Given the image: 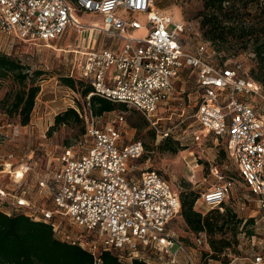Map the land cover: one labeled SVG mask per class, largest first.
Segmentation results:
<instances>
[{"label": "built area", "instance_id": "obj_1", "mask_svg": "<svg viewBox=\"0 0 264 264\" xmlns=\"http://www.w3.org/2000/svg\"><path fill=\"white\" fill-rule=\"evenodd\" d=\"M75 12L99 22L85 24ZM139 15H145L144 24ZM143 30V37H135ZM69 31L79 40L63 51L72 56L64 77L93 89L85 98L86 108H72L84 121V135L45 161H35L32 153L19 160L13 153L0 159V213L50 226L56 239L88 252L93 264H103V253L122 264H197V248L207 247L205 234L194 236L195 247L180 240L171 227L180 211L179 197L154 171L135 176L132 170L128 177L130 165L144 153L143 143H124L122 114L99 127L89 99L95 96L134 110L164 139L169 134L158 131V110L172 97L176 80L191 71L197 84L193 123L215 142L224 141L239 180L264 206V88L242 62L219 60L208 42L199 41L195 53L187 52L185 26L158 10L154 0H76V5L69 0H0V41L10 49L50 45ZM100 36L116 42L99 48ZM19 59L26 65L30 60ZM7 127V139L15 142L19 126ZM233 187V178H219L201 195L199 209L218 208ZM66 223L74 234L65 231ZM255 238L247 237V242ZM251 251V264H264V254L258 248Z\"/></svg>", "mask_w": 264, "mask_h": 264}, {"label": "rangeland", "instance_id": "obj_2", "mask_svg": "<svg viewBox=\"0 0 264 264\" xmlns=\"http://www.w3.org/2000/svg\"><path fill=\"white\" fill-rule=\"evenodd\" d=\"M203 0H154V6L163 13L171 16L174 22L182 23L186 32L183 36L184 47L187 52L195 53L197 42L201 41V31L199 28V12L202 10ZM264 1V0H259ZM252 16L257 14L256 6L252 5L248 9ZM75 17L81 22L88 24L93 20L91 15L75 12ZM137 20L145 23V15H139ZM146 30L137 33L135 37L141 38ZM77 34L70 31L65 36L63 42L58 48L73 47ZM108 43H114L115 40L103 39ZM8 42L0 41L1 53L14 57L25 59L29 57L27 67L28 75L32 76L35 71H41L44 74L35 80L39 86V93L35 99L34 108L30 115V121L27 126L19 125V117L9 112V95L17 91L20 86L12 77L6 78L0 82V159L13 153L19 160L25 155L33 154L35 161H45V159L57 157L61 149L67 145L78 141L81 137V126L67 125L61 126L56 130L49 132L54 124V117L64 112L66 109L74 108L82 110L86 108L87 101L78 91L70 90L60 83V78L65 72L63 66V54L53 50L54 46L47 47L42 43L39 46L14 45L12 49L8 47ZM70 44H73L69 46ZM216 49V47H215ZM217 58L221 61L225 58L226 62L240 61L251 77V71L256 73L258 66L254 54L250 49L243 50L241 46L232 45L216 49ZM49 69L46 71V69ZM197 84L195 75L191 71H184L174 84V93L170 100L158 110L157 117L161 119L158 122V131L168 133L170 137L179 139L182 144V151L175 155L161 153L157 147L162 139L155 136L153 141L148 127L138 128L132 126V123H143V118L134 110L116 109L111 113L103 114L97 118V125L104 126L106 123L113 122L118 114H122L125 125L124 143L139 140L143 143L144 153L128 170V177L133 174L138 176L140 171L150 170L158 173L170 186L171 190L180 198L182 192L187 188L197 193L199 197L208 189L219 183V178L223 180L233 178L234 187L229 192L227 199L222 203L233 210L238 219L242 220L237 230V237L232 241L230 248L223 251L219 258H205L203 255L208 247L203 244L197 248V264H251L252 248H258V252L264 254V206H262L256 197H253L249 190L242 184L237 176L236 166L224 151V141H214L211 134L202 129H198L193 123V115L197 106ZM261 108L262 105L260 104ZM181 121L184 123L181 124ZM7 125H18L20 136L15 142H10L6 135L10 134ZM194 135L199 137L198 141L193 139ZM148 147V149L145 148ZM217 171V174H214ZM130 172V173H129ZM216 209V208H214ZM212 210V209H210ZM209 209H199L206 214ZM223 212V211H220ZM253 217V223L247 225L246 221ZM65 231L69 235L74 234L72 228L67 223L64 224ZM172 229L182 237H189V234L179 218L171 224ZM248 231L255 235L254 243L247 242ZM95 238L97 234L90 233ZM193 241V238H188ZM191 239V240H190ZM192 247V246H187ZM173 248L172 251H175ZM182 259V256H180ZM129 264V262H124Z\"/></svg>", "mask_w": 264, "mask_h": 264}, {"label": "trees", "instance_id": "obj_3", "mask_svg": "<svg viewBox=\"0 0 264 264\" xmlns=\"http://www.w3.org/2000/svg\"><path fill=\"white\" fill-rule=\"evenodd\" d=\"M69 1L76 5V0ZM252 5L256 6L255 16L248 11ZM199 18L201 41L210 43L218 50L235 43L243 50L252 51L258 69L256 73L251 71V78L264 88V1L203 0ZM223 62H226L225 58ZM28 71L29 68L19 58H12L0 52V82L12 77L20 86L17 91L9 95L10 99L7 101H9V112L19 117L18 123L21 127L27 126L30 121L35 99L40 90L35 80L44 74L35 71L29 77ZM60 83L70 90L78 91L84 99L93 92L92 87L81 80L62 76ZM89 105L94 117H101L118 108L126 110L122 105L95 96L90 97ZM67 125L81 126V134L84 135V121L72 108L54 117V124L49 132ZM132 126L148 127L145 120L141 124L132 123ZM150 134L154 141L155 132L150 131ZM145 148L148 149L147 146ZM157 149L161 153L175 155L182 151L183 147L178 141L167 136L162 139ZM223 154H226L225 150ZM200 199L197 193L188 188L182 192L179 198V214L171 224L178 218L182 220L189 237L178 235L186 246L195 247L194 236L199 233L205 234L208 250L203 255L207 259L208 257L217 259L224 250L230 248L232 241L229 237L233 241L236 239L242 220L238 219L232 209L222 204L203 214L199 211ZM219 208H222L223 212H220ZM253 222V219L246 221L247 225ZM247 234L248 237L252 236L251 231ZM190 237L193 238L192 242L188 239ZM101 260L103 264H122L110 253H103ZM0 264H93V258L79 246L56 239L48 225L32 222L22 215L6 217L0 213ZM132 264L146 263L134 260Z\"/></svg>", "mask_w": 264, "mask_h": 264}, {"label": "crops", "instance_id": "obj_4", "mask_svg": "<svg viewBox=\"0 0 264 264\" xmlns=\"http://www.w3.org/2000/svg\"><path fill=\"white\" fill-rule=\"evenodd\" d=\"M93 18H91V19H93V20H90L89 22H99V19H98V17H94V16H92ZM70 32V31H69ZM67 35V34H66ZM65 35V36H66ZM65 36L61 39V40H59V41H57V42H55V43H52V44H50L51 46H54L53 47V50L54 51H57L58 53H62L63 54V51H65V50H68V49H71V48H73V47H70V48H68V49H66V48H58L57 49V46H59V44L61 43V42H63L64 41V39H65ZM84 36V35H83ZM101 37L102 36H100L99 38H98V43H97V46L100 48V46L102 45V44H104L105 43V41L104 40H100L101 39ZM103 39H105L104 37H102ZM78 40H79V36H78V34H77V37H76V39H75V42L73 43L74 45H76L77 44V42H78ZM73 44H70L69 46H71V45H73ZM106 44H109V46H111V42L110 43H106ZM43 45H45V46H47V47H50V45H47V44H43ZM73 45V46H74ZM71 55H67V54H63V66L65 67V72H64V74H63V76L69 71V69H70V62H69V60L71 59Z\"/></svg>", "mask_w": 264, "mask_h": 264}]
</instances>
